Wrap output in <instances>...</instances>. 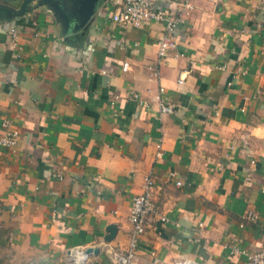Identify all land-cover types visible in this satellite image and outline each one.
Returning a JSON list of instances; mask_svg holds the SVG:
<instances>
[{"label":"crops","instance_id":"obj_1","mask_svg":"<svg viewBox=\"0 0 264 264\" xmlns=\"http://www.w3.org/2000/svg\"><path fill=\"white\" fill-rule=\"evenodd\" d=\"M158 7L179 18L161 60L162 22L120 28L109 0H0V135L18 132L0 145V247L15 263L112 264L147 176L137 264H244L264 246V0Z\"/></svg>","mask_w":264,"mask_h":264},{"label":"built area","instance_id":"obj_2","mask_svg":"<svg viewBox=\"0 0 264 264\" xmlns=\"http://www.w3.org/2000/svg\"><path fill=\"white\" fill-rule=\"evenodd\" d=\"M113 6L114 11L111 15V20L120 28H126L129 26L139 27L147 21H157L163 24V35L158 41L157 56L158 59L165 58L169 52L175 47L176 41L174 38V30L179 23V18L175 15L165 13L158 7V1L160 0H109ZM11 41L13 45L17 43L16 31L14 28L10 31ZM128 64L124 63L122 69L126 71ZM223 67V66H221ZM155 75H158V71H154ZM182 82V79H179ZM159 91H163L160 88ZM132 97L141 101L137 93H132ZM160 103L161 112L165 113L171 111L169 105ZM1 126L4 131L0 135V145L5 147H12L18 140V132L9 127L8 121H3ZM160 150V144L157 145ZM161 155V151L157 152V156ZM153 179L150 176L144 178L142 191L134 195L131 199V207L128 215V220L131 224V233L127 247L124 250H115L113 252L112 264H137L136 261V247L139 236L144 232L146 223L150 216L156 212V206L152 200L153 193ZM179 185L180 182H177ZM246 219L254 220L256 215L251 212H247ZM162 220L165 218L162 217ZM235 250V249H234ZM172 264H204L190 258H178L173 261ZM244 264H264V246L261 250L247 254Z\"/></svg>","mask_w":264,"mask_h":264},{"label":"rangeland","instance_id":"obj_3","mask_svg":"<svg viewBox=\"0 0 264 264\" xmlns=\"http://www.w3.org/2000/svg\"><path fill=\"white\" fill-rule=\"evenodd\" d=\"M14 254V250L0 247V264H18V262L15 263L18 258H14L16 257Z\"/></svg>","mask_w":264,"mask_h":264},{"label":"water","instance_id":"obj_4","mask_svg":"<svg viewBox=\"0 0 264 264\" xmlns=\"http://www.w3.org/2000/svg\"><path fill=\"white\" fill-rule=\"evenodd\" d=\"M88 12H89V10H87V11L85 12V14L87 15ZM116 231H117V227H116L114 224H110V225L106 228V232H107V233H106L104 239H105L106 241H111V240L114 238V236H115V234H116ZM84 252L88 255V254H90V253H92V252L95 253V252H96V249L88 248V249H86ZM69 264H76V263L72 262V263H69Z\"/></svg>","mask_w":264,"mask_h":264},{"label":"bare ground","instance_id":"obj_5","mask_svg":"<svg viewBox=\"0 0 264 264\" xmlns=\"http://www.w3.org/2000/svg\"><path fill=\"white\" fill-rule=\"evenodd\" d=\"M80 254H81L82 256H83V255H87L85 252H81Z\"/></svg>","mask_w":264,"mask_h":264}]
</instances>
